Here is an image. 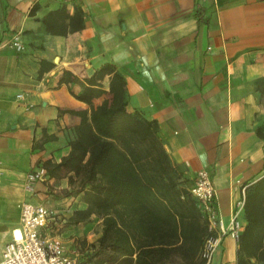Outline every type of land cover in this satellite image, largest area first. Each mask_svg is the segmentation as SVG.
I'll return each instance as SVG.
<instances>
[{"label":"crops","instance_id":"crops-1","mask_svg":"<svg viewBox=\"0 0 264 264\" xmlns=\"http://www.w3.org/2000/svg\"><path fill=\"white\" fill-rule=\"evenodd\" d=\"M0 43V261L32 202L59 213L47 235L100 264L102 219H79L88 204L44 165L69 153L81 122L69 111L91 109L75 94L99 70L112 71L104 90L120 74L127 110L157 122L183 186L210 174L226 226L264 177V0H0ZM238 248L227 235L209 264H238Z\"/></svg>","mask_w":264,"mask_h":264},{"label":"trees","instance_id":"trees-1","mask_svg":"<svg viewBox=\"0 0 264 264\" xmlns=\"http://www.w3.org/2000/svg\"><path fill=\"white\" fill-rule=\"evenodd\" d=\"M97 71L75 97L89 110H70L75 126L70 151L60 162L46 161L50 177H69L88 204L79 219L96 214L102 234L92 245L97 263L206 264L202 252L208 221L199 202L182 185L160 136L159 125L127 110L123 77L114 73L110 89ZM77 80L68 71L61 81ZM107 98L94 106L93 99ZM246 224L238 244V264H264V177L253 184L244 205Z\"/></svg>","mask_w":264,"mask_h":264},{"label":"built area","instance_id":"built-area-1","mask_svg":"<svg viewBox=\"0 0 264 264\" xmlns=\"http://www.w3.org/2000/svg\"><path fill=\"white\" fill-rule=\"evenodd\" d=\"M11 44L18 50L23 48L18 41ZM4 46L0 43V49ZM37 180V174H29L26 188L34 192ZM190 191L208 221L202 256L209 264L227 235L231 234L239 240L244 230L239 214L244 209L245 200L238 203L230 225L226 226L215 207L216 188L207 171L197 174ZM58 218L59 213L54 208L42 203L24 202L21 205V225L14 230L13 239L6 245L0 264H82L79 255L70 253L62 242L46 234Z\"/></svg>","mask_w":264,"mask_h":264},{"label":"rangeland","instance_id":"rangeland-1","mask_svg":"<svg viewBox=\"0 0 264 264\" xmlns=\"http://www.w3.org/2000/svg\"><path fill=\"white\" fill-rule=\"evenodd\" d=\"M95 215V218H94V220H97V218H99L100 219V217L99 216H97L96 214H94ZM99 229H100V227H99ZM107 264H110V263H107ZM113 264H128L126 261H124L123 259H120L118 262H116V263H113Z\"/></svg>","mask_w":264,"mask_h":264}]
</instances>
